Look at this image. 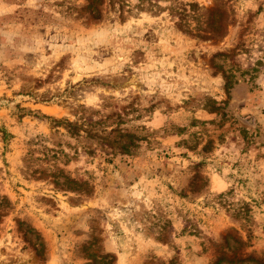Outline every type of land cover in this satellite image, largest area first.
I'll return each instance as SVG.
<instances>
[{
	"label": "rangeland",
	"instance_id": "1",
	"mask_svg": "<svg viewBox=\"0 0 264 264\" xmlns=\"http://www.w3.org/2000/svg\"><path fill=\"white\" fill-rule=\"evenodd\" d=\"M0 264H264V0H0Z\"/></svg>",
	"mask_w": 264,
	"mask_h": 264
}]
</instances>
